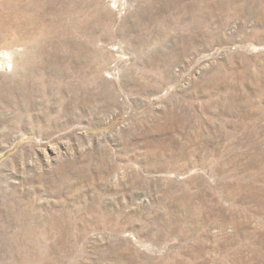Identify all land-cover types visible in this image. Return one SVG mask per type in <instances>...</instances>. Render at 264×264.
Segmentation results:
<instances>
[{"label": "rangeland", "instance_id": "1", "mask_svg": "<svg viewBox=\"0 0 264 264\" xmlns=\"http://www.w3.org/2000/svg\"><path fill=\"white\" fill-rule=\"evenodd\" d=\"M0 264H264V0H0Z\"/></svg>", "mask_w": 264, "mask_h": 264}]
</instances>
